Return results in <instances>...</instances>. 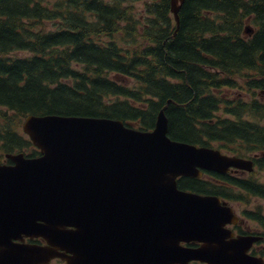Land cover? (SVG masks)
<instances>
[{
  "label": "trees",
  "instance_id": "obj_1",
  "mask_svg": "<svg viewBox=\"0 0 264 264\" xmlns=\"http://www.w3.org/2000/svg\"><path fill=\"white\" fill-rule=\"evenodd\" d=\"M236 88L264 91V0H184L178 27L170 0H0V162L39 154L21 128L28 114L151 130L168 99L172 140L264 150V102L221 96Z\"/></svg>",
  "mask_w": 264,
  "mask_h": 264
},
{
  "label": "water",
  "instance_id": "obj_2",
  "mask_svg": "<svg viewBox=\"0 0 264 264\" xmlns=\"http://www.w3.org/2000/svg\"><path fill=\"white\" fill-rule=\"evenodd\" d=\"M183 2L170 0L177 27ZM170 102L151 130L120 119L26 115L21 128L39 155L8 153L0 162V264H261L246 253L250 241L223 227L235 220L229 207L177 186L200 169L251 162L172 140Z\"/></svg>",
  "mask_w": 264,
  "mask_h": 264
},
{
  "label": "flooded vegetation",
  "instance_id": "obj_3",
  "mask_svg": "<svg viewBox=\"0 0 264 264\" xmlns=\"http://www.w3.org/2000/svg\"><path fill=\"white\" fill-rule=\"evenodd\" d=\"M238 145L239 144L237 143H225L223 147L220 148L218 147L217 143H214L211 146L205 147L217 149L220 154L225 156H234L244 161H250V166L244 163L242 166L231 165L224 171L200 169L201 175L199 177L180 176L177 178V180L179 178L186 177L197 178L204 182L205 188L201 193L198 194L205 196H215L219 199L221 206L230 208L235 220L225 223L223 227L231 231L232 238L250 241L246 253L250 257L257 259V261L259 260L261 264H264V210L260 209L259 207H264V204H255V207L246 208L248 201L245 199L241 200L242 194H247L249 197L252 196L255 199H261L263 201L264 196L254 194L247 189L237 188L231 182V179H238L242 181H248L252 183L253 186H264L263 183L256 181V176H254L255 172L260 169H264V150L247 152L233 151L232 149H235V147ZM232 189L234 192H232ZM235 191H238L239 193L237 194ZM254 203H256V201H254ZM25 241L45 244V241L41 238H33L31 240L25 238ZM198 244L199 243L196 242H190L184 245L195 247L198 246ZM55 262L58 264H67L59 257L51 259L49 264H53Z\"/></svg>",
  "mask_w": 264,
  "mask_h": 264
},
{
  "label": "rangeland",
  "instance_id": "obj_4",
  "mask_svg": "<svg viewBox=\"0 0 264 264\" xmlns=\"http://www.w3.org/2000/svg\"><path fill=\"white\" fill-rule=\"evenodd\" d=\"M141 1V0H140ZM222 97H225L226 99H243V100H250L251 98H256V99H259L261 101L264 102V93L261 92V91H251V90H247L246 88L245 89H241V88H236V89H225L223 91V93L221 94ZM217 115L220 117V118H224V114L222 113V111H220L219 113H217ZM232 118V117H231ZM262 123H264V121H261ZM22 125V124H21ZM256 178L255 180L258 181V182H261L264 184V169H260L258 170L257 172H255V175ZM235 189V188H234ZM232 192L233 189H232ZM235 193H239L238 191H235ZM245 199L247 202L246 204V208H250V207H255L254 205L255 204H258V205H262L264 204V201L261 200V199H255L253 198L252 196L249 197L247 194H242V197H241V200ZM254 201H256V203H254ZM260 209L264 210V207L262 206H259ZM53 264H58L57 262L53 263ZM199 264H203V263H199Z\"/></svg>",
  "mask_w": 264,
  "mask_h": 264
}]
</instances>
